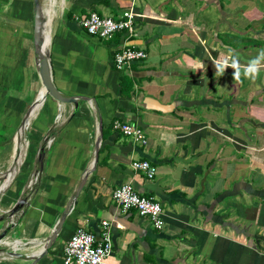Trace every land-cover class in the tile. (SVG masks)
Here are the masks:
<instances>
[{
	"label": "crops",
	"instance_id": "obj_1",
	"mask_svg": "<svg viewBox=\"0 0 264 264\" xmlns=\"http://www.w3.org/2000/svg\"><path fill=\"white\" fill-rule=\"evenodd\" d=\"M34 1L0 0V168L8 173L20 157L17 133L43 86ZM40 1L56 86L90 99L75 110L47 95L4 188L8 173L0 174L3 212L29 200L2 242L0 264H62L77 227L99 238L104 221L112 264H264V67L241 83L231 67L215 74L213 63L237 55L247 65L264 49V0ZM131 8L133 30L109 39L83 24L92 11L119 19ZM125 47L148 57L119 70L114 53ZM116 119L139 125L147 144L116 131ZM139 159L157 166L153 179L133 168ZM124 182L161 202L162 230L113 199Z\"/></svg>",
	"mask_w": 264,
	"mask_h": 264
},
{
	"label": "built area",
	"instance_id": "obj_2",
	"mask_svg": "<svg viewBox=\"0 0 264 264\" xmlns=\"http://www.w3.org/2000/svg\"><path fill=\"white\" fill-rule=\"evenodd\" d=\"M133 9L126 10L121 18L101 16L92 11L84 19L87 32L100 38L109 39L118 31H132L134 28ZM148 57L144 49L125 47L114 53V64L117 69L124 70L134 62H140ZM113 127L116 131L147 144L148 138L143 129L132 122L114 120ZM135 170L143 171L149 179H153L158 168L150 160H135L132 163ZM113 199L121 206L123 211L136 209L141 216L149 217L154 228L162 230L166 219L160 201L139 194L132 182H124L113 191ZM113 249L112 229L108 221L103 222L102 234L98 238L83 225L68 240L64 249L62 264H112L107 261Z\"/></svg>",
	"mask_w": 264,
	"mask_h": 264
},
{
	"label": "water",
	"instance_id": "obj_3",
	"mask_svg": "<svg viewBox=\"0 0 264 264\" xmlns=\"http://www.w3.org/2000/svg\"><path fill=\"white\" fill-rule=\"evenodd\" d=\"M34 49H35V57L38 63V69L40 73V77L43 83V86L46 90V96L50 95L59 103H71L74 105V109L77 110L80 105V100H89L90 97H85L82 95H65L63 94L59 88L56 86L51 68V60H50V50H46V25H47V17L45 16V12L43 9V5L40 0L34 1ZM45 143L41 146L40 151L37 157L38 169L36 171L37 176L39 177L42 171L44 170L45 165V157L48 151V142L50 141L49 136L46 137ZM86 179H83L77 194L81 191L84 186ZM76 196L73 197L74 198ZM29 204V200L27 196L20 198L12 208L5 211L0 215V222L6 221V227L0 232V242L7 237L12 228H14L19 222L20 216L23 214L25 206ZM65 215L59 221L57 227L54 230V233L51 237V242L55 240V237L61 227L64 224ZM49 246V245H48Z\"/></svg>",
	"mask_w": 264,
	"mask_h": 264
},
{
	"label": "clouds",
	"instance_id": "obj_4",
	"mask_svg": "<svg viewBox=\"0 0 264 264\" xmlns=\"http://www.w3.org/2000/svg\"><path fill=\"white\" fill-rule=\"evenodd\" d=\"M213 63L216 69L215 74L223 75L231 67L234 69V80L237 82L242 83V76L255 80L259 75L261 67H264V49H261L258 55L251 59L247 65L242 66L237 55L224 59H213Z\"/></svg>",
	"mask_w": 264,
	"mask_h": 264
},
{
	"label": "bare ground",
	"instance_id": "obj_5",
	"mask_svg": "<svg viewBox=\"0 0 264 264\" xmlns=\"http://www.w3.org/2000/svg\"><path fill=\"white\" fill-rule=\"evenodd\" d=\"M46 11L48 13V10H46ZM46 28H47V26H46ZM45 33H46V46H45V49L48 50L49 49V45H50V36L47 33V31ZM45 93H46V90H45L44 86H41L40 89H39V92H38V94L36 96V100L34 102V106H33L31 114L30 113L27 114L26 119L24 120L22 126L20 127V130H19V133H18V136H17V148L19 147V144L21 143V141L24 139L25 132L27 131L28 127L30 126L32 119L35 117V115L37 114L38 110L42 106V103H43V101L45 100V97H46ZM15 163H16V159H15ZM14 171H15V164H14L13 171L8 173V178H7L8 180L2 185V188H4L6 186V184L11 181V179H12V177L14 175ZM3 242H5V240Z\"/></svg>",
	"mask_w": 264,
	"mask_h": 264
},
{
	"label": "rangeland",
	"instance_id": "obj_6",
	"mask_svg": "<svg viewBox=\"0 0 264 264\" xmlns=\"http://www.w3.org/2000/svg\"><path fill=\"white\" fill-rule=\"evenodd\" d=\"M47 26V28H46V31H47V33L49 32V26L48 25H46ZM33 106H34V104L32 105V107L30 108V110L28 111V113L27 114H31V112H32V109H33ZM27 117V116H26ZM26 119V118H25ZM20 130V129H19ZM18 133H19V131H18ZM18 133H17V136H18ZM25 137V136H24ZM24 143H26V140L25 139H23L22 140ZM18 149V152H17V155H19L20 157H17L16 158V163H15V166L16 165H18L20 162H21V160H22V154H23V150H22V147H21V144H19V147L17 148ZM16 168V167H15ZM9 171V170H8ZM8 171L6 170V168H0V174L1 175H5V174H7L8 173ZM8 180V179H7ZM4 212H3V209H1V206H0V214H3ZM3 248V243L2 242H0V249H2ZM1 251V250H0ZM0 256H2L1 255V253H0Z\"/></svg>",
	"mask_w": 264,
	"mask_h": 264
}]
</instances>
